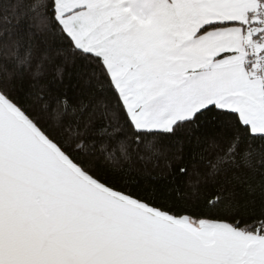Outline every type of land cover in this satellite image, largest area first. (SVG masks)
<instances>
[{
    "label": "snow or ice",
    "instance_id": "6c2138e0",
    "mask_svg": "<svg viewBox=\"0 0 264 264\" xmlns=\"http://www.w3.org/2000/svg\"><path fill=\"white\" fill-rule=\"evenodd\" d=\"M0 264H264V0H0Z\"/></svg>",
    "mask_w": 264,
    "mask_h": 264
}]
</instances>
